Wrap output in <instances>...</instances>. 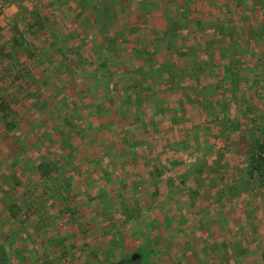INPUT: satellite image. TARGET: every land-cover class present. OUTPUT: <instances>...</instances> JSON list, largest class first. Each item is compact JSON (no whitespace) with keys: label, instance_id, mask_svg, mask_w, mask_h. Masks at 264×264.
I'll return each mask as SVG.
<instances>
[{"label":"rangeland","instance_id":"rangeland-1","mask_svg":"<svg viewBox=\"0 0 264 264\" xmlns=\"http://www.w3.org/2000/svg\"><path fill=\"white\" fill-rule=\"evenodd\" d=\"M50 2L52 11L47 9ZM230 2L233 10L235 1ZM258 2L263 4L264 0ZM75 8V0H0V257L5 254V264H108L119 260H131L134 264H179L177 260L184 258L194 240L175 232L174 227L180 224L174 221L175 216L170 223L162 217L161 221L148 223L147 230L139 225L129 230L125 219L113 214L108 205L113 193L98 189L99 180L105 177L101 168H111L120 162V158L110 163L111 159L101 161L92 155L98 150L96 141L110 135L109 126L100 125L96 131L81 127L79 113H74L77 125L67 123L62 119L63 107L68 102L63 105L54 94L56 98L48 106L35 102L44 111L39 117L29 110L34 101L46 100L48 93H43L30 78L29 59L44 58L57 50L62 64L73 56L93 63L86 51L80 53L81 50L61 43L67 34L58 28L60 25L49 28L54 10L72 17ZM251 36L255 42L264 40V32L260 37L255 32ZM259 49L253 48L257 61L248 56L240 62L242 49L232 45L227 80L221 81V85L210 80L213 83L208 88L210 81L204 80L206 85L200 83L199 90L196 85L194 91L188 92L185 105L167 108L168 118L175 117L181 125L182 120L197 125H179L174 131L167 127L173 132L165 133L167 142L160 143V152L170 154V158H163L162 166H154L161 171L155 174L162 175L160 179L165 183L179 182L196 157H203L202 152L211 155L208 160L201 158L198 162L202 170H206L207 162V166L219 171L207 176V182L209 178L218 179L209 185L211 197L207 198L205 192L202 195L208 203L217 198L219 204L229 206L232 216H236L231 221L233 229L239 228L236 221L249 216L250 227L258 230L260 237L251 240L254 233H245L244 240L252 250L261 244L264 257V180L258 178L249 164L255 145L264 143V49L263 54ZM211 72L213 68L206 67L205 74L210 76ZM49 87V91H54L51 83ZM79 97H75L77 105ZM114 98L117 99L116 95ZM114 98H104L113 105L112 110L120 105L112 101ZM117 112L121 114L119 109ZM83 134L96 136V141L86 144ZM113 135L119 139V132ZM121 162L124 167L134 164ZM99 172L102 174L98 176ZM136 178L140 182V175ZM223 180L230 186L224 187ZM102 196L109 200L103 199L104 206H99L98 198ZM169 210L172 215L173 209ZM237 234L231 239L232 246L238 243ZM133 256H137L135 260Z\"/></svg>","mask_w":264,"mask_h":264},{"label":"crops","instance_id":"crops-1","mask_svg":"<svg viewBox=\"0 0 264 264\" xmlns=\"http://www.w3.org/2000/svg\"><path fill=\"white\" fill-rule=\"evenodd\" d=\"M230 1H235L233 10ZM75 2L77 8L72 17L64 11L56 13L54 10L50 15L53 23H49V28L60 25L58 28L67 34L61 43L81 50L80 53L86 51L92 56L90 60L94 64L77 56L62 64L57 50L46 54L48 58L45 55L44 58L39 56L38 59H29L32 66L30 78L43 93L48 91L45 93L46 100H37L31 104L30 112L39 117L44 111L35 102L48 106L50 100L59 96L58 102L63 105L68 102L63 107L62 120L77 125L74 113H79L81 127L96 131L101 128L100 125L109 126L110 135L102 136L98 141L96 136L87 137L83 134L86 144L96 141L98 150L92 153L95 159H111L110 163H113V159L120 158V162L111 168H101L105 177L99 180L98 189L113 193L109 198H114L108 205L113 208V214L125 219L129 230L136 225L147 230L148 223L161 221L162 217L164 222L170 223L175 216L174 221L180 222L174 227L175 232H181L182 238L194 240L189 251L184 253V258L177 260L179 264H264L262 245L258 243L252 250L249 242L244 240L247 237L245 233H254L251 240L252 237H260L258 230L250 227L249 216L242 222L236 221L235 224H240L237 225L239 228L233 229L231 221L236 216H232L229 206L219 204L217 198L210 200V203L206 202L208 196L211 197L208 188L218 179L209 178L210 182H207L206 178L219 171L207 166V162L206 170H202L198 160H208L211 155L202 152L203 157H196L197 163L187 168L186 172L183 170L185 174L180 176L179 182L167 180L165 183L160 179L162 175L157 176L161 174L157 169L164 163L163 158H170V154L160 152V143L167 142L165 133L173 132L179 125H197L191 120H187V123L182 120L181 125V121L175 117L168 118V109L172 105H185L188 92L194 91L196 85V90H199L200 83L206 85L204 80L219 82L221 85L225 70L233 58L229 54L232 45L242 49L240 62L248 56H254L257 61L253 48H260L263 54L264 40L255 42L251 35L255 32L260 37L264 32V3L258 0ZM48 5L47 9L52 11L54 8L51 2ZM206 38L210 41L206 42ZM190 52L195 53L197 62L213 64L212 75L191 70ZM49 79L52 81L49 82ZM50 83L54 91H49ZM78 95L80 105L76 102ZM126 95L132 97L129 99ZM108 96L120 104L118 108L112 110L113 105L104 100ZM119 96L123 97L120 99ZM124 116L129 118L125 120ZM167 127H172L173 131L167 130ZM116 132H119V139L113 135ZM102 140L104 143L100 142ZM128 144L131 145L124 147ZM121 161L134 164L131 167L126 164L129 167H124ZM210 169L214 170L211 172ZM137 175H140V182ZM221 183L224 187L230 186L225 180ZM202 193L207 196L206 199ZM109 198L99 197L98 205L104 206L103 199L107 201ZM168 207L173 209L172 215ZM145 230L142 232L143 237L146 235ZM236 232L240 238L236 240V246H232L231 239L236 238ZM226 239L228 242L225 243Z\"/></svg>","mask_w":264,"mask_h":264},{"label":"trees","instance_id":"trees-1","mask_svg":"<svg viewBox=\"0 0 264 264\" xmlns=\"http://www.w3.org/2000/svg\"><path fill=\"white\" fill-rule=\"evenodd\" d=\"M195 53L190 52V68L193 72L195 73H205L206 72V67H211L214 69L213 64L210 63V65L206 64L204 65L203 63L201 64L200 62H197L194 58ZM228 73L229 69L226 68L225 70V77L224 80H227L228 78ZM212 74V72H211ZM249 164L254 167V170L260 180H264V143H257L254 148V153L250 158ZM1 249V248H0ZM1 263L0 264H5V259L6 256L5 254L2 253L1 257ZM108 264H134L131 260H119L116 262H110Z\"/></svg>","mask_w":264,"mask_h":264},{"label":"water","instance_id":"water-1","mask_svg":"<svg viewBox=\"0 0 264 264\" xmlns=\"http://www.w3.org/2000/svg\"><path fill=\"white\" fill-rule=\"evenodd\" d=\"M135 257H137V256H133L132 259L135 260Z\"/></svg>","mask_w":264,"mask_h":264}]
</instances>
